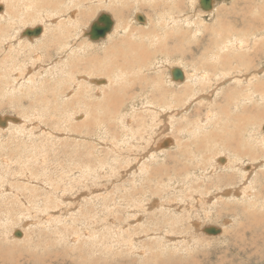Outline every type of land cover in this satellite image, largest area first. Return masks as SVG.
Wrapping results in <instances>:
<instances>
[{"label":"bare ground","instance_id":"1","mask_svg":"<svg viewBox=\"0 0 264 264\" xmlns=\"http://www.w3.org/2000/svg\"><path fill=\"white\" fill-rule=\"evenodd\" d=\"M85 1L87 0H20L19 3L14 2L16 6H22L24 9L39 8L44 2L50 4L41 6V8H60V6L51 4L54 2L65 5L74 2L83 8L92 7L83 9L84 16H92L93 8L106 12L112 10L115 12L121 28L115 30L116 34L113 35H116V38L108 36L107 44L101 47L100 51L90 50L88 53L76 51L77 54L74 48L78 50H88L89 48L81 42L84 39H76L66 23L62 24L61 19L56 24L66 26L67 30L55 32L54 35L48 33L49 37L43 33L45 27L39 26L40 24L25 29L27 31L25 33L30 35L32 41L35 37L38 41L41 38H46L47 44L50 42L52 45L60 44L59 48L57 46L54 48L57 54L55 51L53 54L48 52L54 58L53 60H49L48 56L35 51L23 59L19 54L17 57L13 55L3 57L4 48H1L0 107H4L6 104L18 114L4 112L0 108V128H6L13 124L18 129H30L33 135L42 132L39 135V140L44 139L46 144H50V138L53 137L56 141L64 137L65 142L70 138H80L83 136L81 135L82 126L93 123L95 129H101L94 139L98 146H102L105 155L110 154L113 159L121 156L135 158L132 159L130 165L138 172L141 171V175L131 177L132 167L130 170L128 166H119L114 162L116 163L114 171L119 176L118 179L121 181L124 178L127 182L131 181L132 183H147L144 188L134 186L132 189L134 204L131 205V211L142 214L146 209H157L162 206L176 211L183 208L192 209L196 206L198 211L206 210L207 213L203 215L210 219L212 218L211 208L215 205L219 209L218 217H226L224 218L226 223L233 224L236 218L244 220V222H238L236 228L232 226L229 229L225 224L222 228L226 232L218 236V239L227 238L228 240L229 235H226L232 233V239L236 237L232 242L239 241L241 243L235 247L238 253H251L249 250L253 249L255 252L258 251L254 254L259 255L260 247L264 246L260 245L264 244V163L257 155L254 146L263 137L260 139L249 138L244 144L240 140L242 138L240 134L242 126L246 125L247 127L254 120L260 121L251 125L252 129L262 125L264 127L262 124V122L264 123V80L260 78V76L264 77V37H262L264 35V16H259L260 13L259 17L252 21L249 16L253 11H242L241 16L238 15L236 20L230 21L228 12L220 11L219 4L222 0H214L210 9H204L201 0H163L167 4L164 10L159 9L162 0H133L132 6H136L135 12H141L134 16H130L125 11L129 0H89L92 2L90 5L79 4ZM234 1L244 3V0ZM144 2L147 3L146 6H142ZM73 6L72 8H77ZM6 7L5 3H0V12L6 14ZM243 7L240 6V8ZM54 11L55 13L50 16L49 20L55 21L58 16L65 15L63 10L54 9ZM132 11L131 8L129 12ZM75 13L73 12L72 16H75ZM108 16L112 24L111 30L114 28V19L109 14ZM203 17H214L213 21L219 28L218 31L210 30L208 25L210 22L206 23ZM53 24L55 25V23ZM37 28L40 29L39 33L35 32ZM10 30L12 32V29ZM109 31L105 36L94 33L95 36L91 34L90 37L98 40L106 37ZM128 31H130L129 34ZM118 33L124 37L118 38ZM9 40L6 38L3 46H10L12 43L20 41L16 37L12 41ZM101 40H105V38ZM119 40L123 42L120 43ZM250 42H252V49ZM172 44L173 47H170L171 50H169V45ZM69 49L70 53L63 57ZM86 55L88 56L85 57ZM153 56L156 62L153 60ZM58 58L60 61L57 62ZM61 61L64 62L59 63ZM66 64L70 68L62 69V65ZM164 68L167 69L164 70ZM178 68L181 70L182 76L176 78L173 71ZM37 79L50 87V91L56 96L55 100L47 98V96L51 97L49 93L46 94L47 86L38 87ZM199 91H203V93H199ZM255 94L257 95L255 96ZM217 95H221V98L215 102L211 100V106L220 110L224 114L221 116L225 120L234 118L240 122L235 132L224 128V126L219 127L224 121L219 117L218 119L214 117V113L211 111L212 107L209 109L210 112L202 114L201 106L209 103L211 96L212 99H215ZM76 101L81 104L75 103ZM247 104L252 107V110L248 109L251 111L245 110ZM233 105L232 113L230 108ZM261 105H263L262 111ZM37 106H39L38 109H36ZM40 109L45 116L48 114L50 118L60 115L61 120L66 123L64 129L50 127L48 129V124L45 126L41 124L42 121L36 120V113ZM5 114H13L14 116L7 117L14 119V122H9L4 116ZM77 116L79 117L78 121L75 118ZM184 120L194 124L193 129L183 131L186 123L183 124ZM36 121L38 124L35 123ZM146 121L150 127L146 126ZM165 123L168 125H163ZM211 123L216 124L215 129L207 128ZM114 125L120 128L119 133L114 130L116 128ZM161 126L169 127L173 133L164 135ZM152 129L153 133L157 134L156 137L148 133V130ZM0 131L2 132V130ZM185 132H187V141L178 140L177 142L174 140L176 138L174 134L180 135ZM224 133L229 135V138L226 137L229 140L228 155L220 157L214 153L211 145L222 143ZM238 133L239 135H237ZM247 133L254 134L255 131L251 130ZM26 141L30 145V142ZM152 142L153 147L144 154L140 153L143 150L146 151ZM186 142L187 145H185ZM178 143L182 146H179ZM10 144L15 151H22L24 148L22 143L16 140H11ZM170 148H174L173 155L165 152ZM64 153L66 150L62 152V154ZM146 155L158 163L155 165L154 171H152L154 166L142 165L139 167L140 158ZM139 156L141 157L139 158ZM15 157L14 152L6 153L4 157H0L1 161L5 163H16L15 165H4L2 170L4 174H0V206L3 203L6 204L2 215L13 214L14 211L11 210L14 203L17 208H21V212L30 210L26 211L29 215L32 209L39 207V212L44 210L49 213L53 207H50L48 199L37 198L40 185L53 186L54 190L62 191L60 202L64 209H59L57 212L71 211L77 208L75 205L67 203V200L74 199L75 194L66 190V188L72 189V184L68 183V180H64L66 177L63 178L64 184L62 182L57 185L49 184L42 179L41 175L32 173L28 168L19 167L20 159H15ZM99 159L100 163L107 162L105 157H99ZM245 159H247L246 162ZM165 161L167 162L165 163ZM219 163L222 166L225 165L224 167L228 168V171L220 173ZM69 165L66 160H60L57 168L62 170ZM94 167V164L90 162L86 165L83 163L76 165L77 169L84 170L85 168L88 171ZM126 168L128 169L125 170ZM95 172L99 173V168H96ZM237 179L239 181H236ZM155 180H157L154 182L156 184L153 185L152 182ZM107 187L108 185H105L102 188ZM83 188L85 187L72 190L80 193ZM256 188L259 189V194L256 193ZM89 191L93 194V190ZM97 192L102 193L103 191L100 188L94 191V196L100 198L99 194H95ZM82 194L86 195L88 192L83 191ZM176 194L183 198L184 206L173 201ZM169 195L174 197L167 200L165 197ZM211 197L217 198L216 203ZM86 202L88 201L86 200ZM63 207L61 206V208ZM91 208L93 207H85L84 214L88 219L93 217ZM54 211L56 212V210ZM184 219L185 217L177 219L176 224L179 228H171L170 231L176 232L175 230H177L181 233L182 239L190 240L189 232L194 222L188 219L185 224ZM105 220L108 223L111 222L108 215L103 221ZM40 221L42 223V220ZM167 221L168 219L164 223ZM25 222L26 219L22 218L21 224L24 225ZM206 224L200 227L201 230ZM22 225L17 229L15 225L12 226L11 230L13 231L10 234L16 241L13 243L30 242ZM243 226L244 230H247L246 234L243 229L238 231V228ZM212 229V232L216 233L222 231V229ZM18 232L20 235L17 234ZM159 232L160 229H152L150 232L144 230L143 237L158 235ZM232 234H230V238ZM247 234L250 237L247 238ZM9 235L7 239H9ZM73 238L72 240H74ZM258 239H262L261 242H258ZM140 243L144 245L147 241L143 240ZM180 244L185 246L184 242L177 241L173 247H180ZM170 247L172 246L170 245ZM143 250L145 249L142 246L137 249L128 247L129 253H142ZM19 251L21 250L19 249ZM260 257H262V252ZM176 258H168V261ZM0 259L9 260V255L0 250Z\"/></svg>","mask_w":264,"mask_h":264},{"label":"rangeland","instance_id":"2","mask_svg":"<svg viewBox=\"0 0 264 264\" xmlns=\"http://www.w3.org/2000/svg\"><path fill=\"white\" fill-rule=\"evenodd\" d=\"M247 1L248 4H246ZM14 2L19 3L20 0H0V3H5L7 5V7L5 8L6 14H3L4 12H0V49L4 48V50L2 51L3 57H9V55L11 56L13 55L17 57V54H19L20 58L23 59L25 56L35 51L44 56H48L49 60H53L54 58L51 57L48 54V52L50 51V53L53 54L55 51L54 48L56 46L59 48L60 44L52 45L51 42L47 44L46 38H41V40L38 41L35 37V39L32 41L30 40V35L28 34L29 35L28 37L27 33H25L27 32L26 31L27 29L35 27L36 25L39 24H40L39 26L42 25L43 27H45L43 33H46V36L49 37L48 33L54 35L55 32L58 31L63 32L64 30H67L66 26L64 27L62 26L63 23H66V25L70 28L69 31L73 33L76 39L78 38L84 39L81 42L85 43L89 48L88 50L87 49L78 50L74 48L75 53L76 51L81 53L82 52L88 53V51L90 50L100 51V48L107 44L108 36H112V37L115 36L116 38V35L113 34H116L115 30H120L121 28V25L118 19L116 18L115 12L112 10H109L111 12L110 13L104 10H95L93 8L94 12L92 16H84L83 9L92 8V7L83 8L76 3L74 4V2H71L66 5L64 3L54 2L51 4L60 6V8H41V6H46L47 4H50L44 2L39 6V8L31 7L24 9L22 6H16ZM91 3H92L91 1L87 0L79 4L90 5ZM242 3L243 2L240 1L235 2L234 0H222L221 3L219 4L220 11L223 12L224 10H226L229 16L231 17V18L229 17L230 21L236 20L238 15L241 16L242 11H246V12L253 11L251 12L252 15L249 16L252 21L256 20L259 16H264V0H244L243 5H241ZM132 4H133V0H129L128 3L126 4L125 11L128 12L127 14H129L130 16H134L136 13H141L140 11L135 12L136 6L134 5L132 6ZM72 5L76 6L77 8L76 9L72 8ZM146 5L147 3L144 2V5L142 6H146ZM159 6H160L159 9L164 10V8L167 7V4L162 0ZM240 6H244V7L240 8ZM131 8L133 9V11L129 12L131 11ZM54 9L63 10V13H65V15L58 16L59 18L57 17L58 19L56 18L55 21L49 20L51 19L50 16L55 13ZM150 10L152 9L150 8ZM73 12H76L74 14L75 16H72ZM152 12L150 11V13ZM103 14L106 15L109 14L114 19V23H113L114 28H112L108 32L106 37H103L105 38V40H101L103 38L98 40L91 39L90 37L91 29L93 26H96L95 23L98 22L99 26H104V24L107 22V20L106 22H104L103 20L99 21L100 17ZM258 14L260 15L258 16ZM60 19L62 20V24L57 25L56 22ZM213 19L214 17L213 18L203 17V20H205L206 23L210 22L208 23V25L210 26L209 27L210 30L213 29L215 31H218L219 28L216 26ZM53 23H55V25ZM144 28L147 29L146 27ZM10 29H12V32ZM95 33L98 32L96 31ZM129 33L130 31H128V34ZM84 34L86 35L84 36ZM98 34L102 35L100 32ZM14 36L20 41H18L17 43H12L10 46L9 45L3 46L6 38L7 40L10 39L9 41H12L15 38ZM117 36L118 38H120L122 34L118 33ZM262 37H264V35ZM103 41L105 42L102 43ZM119 42L122 43L123 41L119 40ZM250 43H251L250 48L252 49L253 47L252 42ZM170 47L172 48L173 44L169 45V48ZM171 48L169 50H171ZM55 53L57 54L56 51ZM69 53H70V49L66 52V54L63 57H65ZM87 56L88 55H86L85 57ZM60 58H58L57 62L60 61ZM153 58H154L153 60L156 62L154 56ZM41 62L43 61L41 60ZM46 62H50V61H46ZM63 62L64 61H61L59 63H63ZM63 68L64 70L65 69L68 70L70 66L68 64L62 65V69ZM166 69L167 68H164V70ZM260 78L264 80L263 76H260ZM37 84L39 85L38 87H42V85L47 86L46 94L49 93L51 96L50 98L47 96L48 99L50 100L56 99L55 94L50 91V87L46 83H42L37 79ZM199 93H203V91H199ZM256 95L257 94H255V96ZM215 97L217 98L212 99L211 96L208 101L209 103H205L201 106L202 114L205 115L207 111L210 112L209 109L210 107H212L211 100L215 102L221 98V95H217ZM75 103L81 104L78 101H76ZM38 107L39 106H37L36 109H38ZM247 107L245 110L247 111L252 110L251 109L252 107L249 106L248 104ZM0 108L4 112L18 114L16 111H14L11 108V106H8L6 104L4 107H0ZM212 109L213 110L211 111H213L214 117L216 119H218L219 117L222 121H224L219 125V127L222 128V126H224V128H228V130H232V131L234 130L235 132V129L239 126L240 122L234 120V118L225 120L224 117L221 116L224 114L221 113L220 110L218 111L214 107H212ZM262 109H263V105H261V111ZM233 110H234V105L231 106L230 108L231 112ZM50 111L52 112L51 108ZM4 116L7 118L9 122H14V119L7 117V116H14L13 114H5ZM35 117L36 120L42 121L41 124L43 125L48 124L47 127L48 129L50 127L52 129L60 128L61 130H63L64 127L66 126V123L61 120L60 115L55 118H50L48 114L45 116L41 109L36 113ZM75 118L76 121H78L77 119L79 117L77 116ZM259 121L260 120H254L252 121L253 123H250L249 125H247V127L246 125H244V127L242 126V133L240 134L242 135V138L239 139L244 144H246V141H248L249 138L255 137L260 139L263 137V139L260 140L254 146V149L257 155L260 156L262 162L264 163V127L263 125L256 126L253 129L250 127L251 125L257 124ZM185 122L186 120L183 121V124ZM35 123L38 124L37 121ZM166 124L168 125V123H165L163 125ZM262 124L264 123L262 122ZM193 125L194 124H190V121L186 122L183 131H186L188 129H193ZM146 126L150 127L148 121H146ZM38 127L40 128V124ZM114 127L116 126L114 125ZM14 128L16 127L13 124L7 126L6 128H2V127L0 128V130H2V132L0 131L1 158L4 157L6 153L14 152L16 156L15 159H20L19 167L21 166L23 169L28 168L32 173L41 175L42 179L48 182L49 184L57 185L60 184L61 182L64 184V180L66 179L68 180L67 181L68 183L72 184V189L74 190H79L82 187L85 188H83L84 190L83 189L80 190V193L72 190L71 188H66V190L69 193L71 192L75 194L73 200H67L68 205L72 204L77 207L71 211L62 210L61 212H57L59 211V209H64L62 202H60V200L62 199L61 198L62 191H56L54 190L53 186H47V185L39 186L38 188L39 192L37 194V198L40 200L48 199V203L50 207H53L49 213L45 212L44 210L39 212V208H40L39 207L32 209L29 215L26 213V211H30V210H23L22 208L23 211L21 212V208H17L15 206L16 204L14 203V207L12 206L13 209L11 210L14 211L13 214L7 216V215H2L3 213L2 210L5 209L6 204L5 203L1 204L0 250L5 251L9 255V260L0 259V264H264V260H263L264 246L260 247L262 252V257L259 258L261 252L259 255H255L254 253L258 251L255 252V250L253 249L249 250V252L251 253H247V254L238 253L237 248L235 247L236 245H241V243H239V241L232 242L233 240L236 239V237L232 239L233 238L232 233H230L232 234L231 238H230V234L226 235V236L229 235L228 240L227 238L221 240L218 239V236H221L222 233L226 232V231L224 232L222 228L223 226H225V224L226 226H228L229 229H231L232 226L236 228L238 227V222L239 223L241 221L244 222V220L239 217L240 219L237 218L234 219L233 224H230V222L226 223L224 220V218L226 217H218L219 209L216 208L215 205L211 208L212 218L210 219H207L206 215L205 218L203 215L207 213L206 210L198 211L196 206L193 207L192 209L183 208L177 211L162 206L157 209L154 208L146 209L142 212V214L141 212L137 214V212L131 211L130 210L132 207L131 205L134 204V202L132 201L134 199V192L132 191V189L134 188V186L144 188L147 186V183H140V182L132 183L131 181L127 182L126 180H124V178L121 181L118 179L119 176H117L114 171L115 170L114 167L116 166V163L119 166H123V167L128 166L130 169L131 167L133 168V166L130 165L131 161L132 159L135 158H131V157L125 158L121 156L117 159H113V157H111L110 154L105 155V151H103L102 146L101 145H100L101 147L98 146L97 145L98 143L94 139V136L101 129L100 128L95 129L93 123L88 126H82L81 135L83 136H80V138H70L65 142L64 137L59 138V141H56L55 138L53 137L50 138V144H46L44 139H42V141L39 140V135L42 132H40L37 135H33L30 129H24V128L14 129ZM207 128L215 129L216 124L214 123L208 124ZM114 130L117 131L118 133L119 131H121L120 128L118 127H116ZM251 130L255 131V133L254 134L247 133V131H251ZM161 131L164 135L173 133L169 127L164 128L161 126ZM148 133L154 137L157 136V134L153 133V129L148 130ZM186 134L187 132L182 133L180 135L174 134V137L176 136L174 140H176L177 142L178 140L187 141ZM237 135H239V133ZM223 136L224 138L222 143H214L211 145V148H213L214 153L218 154L220 157L224 155H228L229 140L227 138H229V135L227 133H224ZM11 140H16L17 142H21L24 147L23 150L15 151V149H13L10 144ZM26 140L30 142L31 147ZM153 142L147 148L146 151L143 150L140 153L142 154L146 153L149 150V148L153 147L152 145ZM178 145L182 146L179 143ZM185 145H187V142ZM173 149L174 148L167 149L165 150V152L173 155L174 154ZM64 150H66V153L62 154ZM178 154H180V152H178ZM99 157H105L107 162L100 163ZM140 157L141 156H139V158ZM1 158H0V174H4V171H2L3 166L9 163H5L1 161L2 160ZM140 159H139L140 161L138 162L139 167L140 166L142 167V165L154 166V168L152 169V171H154L155 165H158V163L155 160H152V158H149L147 155L145 157H141ZM166 159L168 161V158ZM60 160H66V162L70 165L67 166V168L61 170L57 168L58 161ZM167 161H165V163ZM244 161L246 162L247 159H245ZM88 162L94 164L95 166L91 171H88L85 168L84 170H80L76 168V165H78L79 163H83V165H86ZM15 164L16 163L12 162L9 165H15ZM219 165H220V173L228 171V168L224 167L225 165L222 166L220 163ZM96 168H99L100 170L99 173L95 172ZM127 169L128 168H126L125 170ZM137 172L138 170L133 168L131 177H134L136 175L137 176L141 175L140 170L138 173ZM65 174L69 176H66ZM144 175H146L145 172ZM60 177L62 180L60 179ZM156 181L157 180L153 181L152 183ZM236 181H239V179H237ZM155 184L156 183H154L153 185ZM105 185H108V187L102 188ZM97 188H100L103 191L102 193L100 192L95 193V194H99L100 198L94 196V191ZM89 190H93L92 191L93 194H91ZM83 191L84 192L87 191L88 194L83 195L82 194ZM89 193L91 194V196L89 195ZM256 193L259 194L258 188H256ZM173 197L174 196L169 195L166 196L165 198L167 200H171ZM211 198L214 199L213 197ZM86 200L88 202H86ZM173 201H175L180 206H184L183 198H180L178 194H176ZM216 201L217 198L214 199L215 203ZM61 206L63 208H61ZM90 206L93 207L91 208L93 212V217L91 219H88L87 217H85L84 213H85V207L90 208ZM24 208H28V207H24ZM52 210L53 211L56 210L57 213L55 211L53 212ZM48 215H50L51 217L48 218L47 217ZM107 215L108 218L111 219V222L109 223L106 222V220L103 221ZM184 217H185L184 219L185 224H187L185 221H188V219L194 222V225H192V229L189 232V235H191L190 240L182 239L180 237L181 233L177 230H175L176 232L170 231L171 228L178 229L179 227L176 224V220ZM22 218L26 219L24 225L21 224ZM43 218L45 219V221H43L44 220ZM37 219L39 220L36 221ZM167 219L168 221L164 223L165 220ZM40 220H42V223ZM28 221L29 223H27ZM205 223L207 224L204 226V229L201 230L200 227ZM14 225L16 229L17 227L21 228L19 226L22 225L23 231L28 234L30 242L28 243L25 242L23 243L24 245L22 243L19 244L18 242L17 244L13 243L16 241L11 237L10 233L13 231L11 229L12 226ZM206 227H212L216 230L222 229V231L221 232L218 231V233L211 232L210 234H208L205 231ZM152 229H160V232L158 233V235L150 236L147 238L143 237L144 230H148V232H150ZM241 229L244 230V226L239 227L238 231ZM244 233L246 234L247 230H244ZM8 235H9L8 237L9 239H7ZM77 236L78 238H76ZM246 237L248 238L250 237V235L247 234ZM72 238L74 240H72ZM143 240L147 241V243L144 245L140 243V241ZM175 240H177L178 242H184L185 246L180 244V247L177 248L176 246L173 247V244L177 242ZM261 240L262 239H258L257 241L261 242ZM170 245L172 247H170ZM260 245H264V244H260ZM129 246L134 249H137L138 247L142 246L145 250H143L142 253L141 252L129 253L128 252ZM19 249L21 251H19ZM58 256L59 258H57ZM173 257H177V258L175 260L168 261V258H173Z\"/></svg>","mask_w":264,"mask_h":264},{"label":"water","instance_id":"3","mask_svg":"<svg viewBox=\"0 0 264 264\" xmlns=\"http://www.w3.org/2000/svg\"><path fill=\"white\" fill-rule=\"evenodd\" d=\"M214 0H201V5H202V7L204 8V9H210L211 7H212V2H213ZM106 21L107 20V22L105 23V25L104 26H99L98 25V22H96L95 24L97 25L96 27H92V29H91V34L93 35L96 31L99 33H101L102 35H105L106 34V32L107 31H109L110 30V28H111V21L109 20V16L108 15H106V14H103L101 17H100V19H99V21ZM40 30V29H39ZM39 30H38V28H37V30L35 31V32H37V33H39ZM93 31V32H92ZM93 36H95V34L93 35ZM92 36V37H93ZM173 74H174V76L177 78V77H180V76H182V73H181V70L180 69H176V70H174L173 71ZM205 231L206 232H208V233H211L212 231H213V229L211 228V227H206V229H205ZM18 235H20V233L18 232L17 233Z\"/></svg>","mask_w":264,"mask_h":264},{"label":"crops","instance_id":"4","mask_svg":"<svg viewBox=\"0 0 264 264\" xmlns=\"http://www.w3.org/2000/svg\"><path fill=\"white\" fill-rule=\"evenodd\" d=\"M1 9V8H0ZM179 69V68H178ZM208 233V232H207ZM208 234H210V233H208Z\"/></svg>","mask_w":264,"mask_h":264}]
</instances>
